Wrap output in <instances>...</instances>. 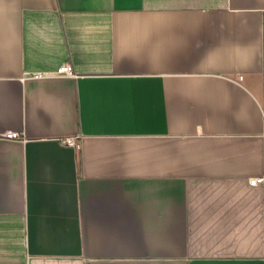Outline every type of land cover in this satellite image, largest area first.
<instances>
[{
  "label": "crops",
  "instance_id": "obj_1",
  "mask_svg": "<svg viewBox=\"0 0 264 264\" xmlns=\"http://www.w3.org/2000/svg\"><path fill=\"white\" fill-rule=\"evenodd\" d=\"M257 176L264 0H0V264H264Z\"/></svg>",
  "mask_w": 264,
  "mask_h": 264
},
{
  "label": "built area",
  "instance_id": "obj_2",
  "mask_svg": "<svg viewBox=\"0 0 264 264\" xmlns=\"http://www.w3.org/2000/svg\"><path fill=\"white\" fill-rule=\"evenodd\" d=\"M55 74H57V75H68V76H76L77 75L73 65L69 62L61 65L57 69ZM42 75L43 74H40V73L36 74V76H42ZM238 79L242 80L243 79L242 75H239ZM4 137L8 138V139H17V138H20V133L8 132L4 135ZM64 142L70 146H74L77 149L81 148V143H80V141L77 140L76 137H68L64 140ZM250 184L253 186H256V185H263L264 186V176H257V177L251 178Z\"/></svg>",
  "mask_w": 264,
  "mask_h": 264
}]
</instances>
